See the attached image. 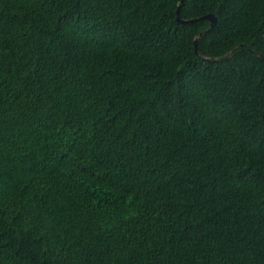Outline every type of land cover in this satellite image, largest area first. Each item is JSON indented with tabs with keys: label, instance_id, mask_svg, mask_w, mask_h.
I'll return each instance as SVG.
<instances>
[{
	"label": "trees",
	"instance_id": "16d2710c",
	"mask_svg": "<svg viewBox=\"0 0 264 264\" xmlns=\"http://www.w3.org/2000/svg\"><path fill=\"white\" fill-rule=\"evenodd\" d=\"M0 264H264V0H0Z\"/></svg>",
	"mask_w": 264,
	"mask_h": 264
},
{
	"label": "water",
	"instance_id": "95a60500",
	"mask_svg": "<svg viewBox=\"0 0 264 264\" xmlns=\"http://www.w3.org/2000/svg\"><path fill=\"white\" fill-rule=\"evenodd\" d=\"M182 1L183 0H180V4L182 3ZM176 19H177V22L178 23H181V24H183V23H187V22H192L193 20H191V21H183V20H181L180 18H179V13H178V9H177V11H176ZM201 19H203V20H207L208 22H209V27L210 28H213L214 27V25H215V23H216V19L213 17V15H211V14H208V15H205V16H203ZM197 41L198 40H195V42H194V49H195V53H197L198 54V51H197ZM205 59V58H204ZM263 59V58H262ZM205 60H207V59H205Z\"/></svg>",
	"mask_w": 264,
	"mask_h": 264
}]
</instances>
